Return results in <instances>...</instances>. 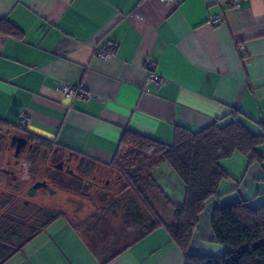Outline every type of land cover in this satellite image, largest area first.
I'll list each match as a JSON object with an SVG mask.
<instances>
[{"label":"crops","instance_id":"0c3cea01","mask_svg":"<svg viewBox=\"0 0 264 264\" xmlns=\"http://www.w3.org/2000/svg\"><path fill=\"white\" fill-rule=\"evenodd\" d=\"M214 14L222 23H209ZM109 40L117 48L102 60L95 50ZM147 59L165 83L148 80ZM61 82L93 97H64ZM232 110L253 133L264 131V0H240L238 8L218 0L168 6L159 0H0L2 137H34L103 171L125 129L170 143L177 125L197 130L215 120L226 123ZM21 112L30 117L24 130L18 128ZM236 154L221 161L230 176L220 183L219 197L204 204L192 254L219 259L229 250L213 240L214 208L239 200L264 204V162L247 164L241 154L234 161ZM151 175L170 201L182 202L184 186L167 164L153 167ZM146 196L169 223L172 206L161 194ZM92 226L61 214L1 264H184L163 227L144 234L134 229L132 240L100 255L87 240L101 239Z\"/></svg>","mask_w":264,"mask_h":264},{"label":"trees","instance_id":"16d2710c","mask_svg":"<svg viewBox=\"0 0 264 264\" xmlns=\"http://www.w3.org/2000/svg\"><path fill=\"white\" fill-rule=\"evenodd\" d=\"M225 1L218 0V3L223 4ZM238 115L236 110H232V118L228 122L221 123L220 120H215L197 130L177 125L170 143L130 129L124 130L112 164L120 148L131 147L153 155L155 166L167 164L184 186L181 203L170 201L159 189L165 201L173 208L172 219L169 223H164L148 198L141 191L134 189L148 218H144L142 211L136 208L125 216L127 229H141L140 233L144 234L155 228L163 227L180 249L184 264H264V204L253 207L244 200L217 206L212 212L213 240L229 247V250L219 259L205 254H192L188 249L204 204L212 197H219L220 183L230 176L221 165V161L238 153L247 158V164L264 162V152L259 149L260 146H264V131L253 133L238 118ZM29 139L36 140L31 136ZM40 142L44 146L51 147L45 141L40 140ZM78 165L82 176H90L89 172L95 170L94 164H89L82 158L78 160ZM3 166L0 164V170L5 168ZM17 179V174L8 178L1 176L0 184L16 188L14 183ZM75 179L82 182L81 176H75ZM30 190L28 188L26 191L30 192ZM5 192V189L0 192L4 193L3 197H6ZM12 202L5 199L1 205L3 208L8 207L12 205ZM60 215L61 213L42 206L33 213L35 224L20 218L1 216L0 264L13 251L20 249L30 237Z\"/></svg>","mask_w":264,"mask_h":264},{"label":"rangeland","instance_id":"374dc122","mask_svg":"<svg viewBox=\"0 0 264 264\" xmlns=\"http://www.w3.org/2000/svg\"><path fill=\"white\" fill-rule=\"evenodd\" d=\"M25 137L29 138L27 135ZM32 141L36 147L34 154L29 158L28 163H25V167L16 171L18 175V179L14 183L16 188L0 184V192L4 189L6 191V197H0V216L8 215L14 219L20 218L35 224L33 213L43 206L61 213L75 222H80L82 225L90 223L93 225L91 228L95 230V233L98 230L96 235L101 234L102 236H100L101 239L96 237V239L87 240L100 255L110 254L133 239L136 233L127 229L125 216L138 208L142 211L144 218H148L134 189L141 191L145 196L147 193H151L155 197L160 194V188L151 175V170L156 163L153 155L131 147L120 148L109 169L89 172L90 176H94V181H100L101 185L100 189L93 192L89 186H84L83 182L76 180L73 174L53 168L52 163L64 158V153L55 152L53 147H46L39 140ZM1 151L0 163H5L7 156L13 155V151L10 147ZM234 157L235 161L237 157L241 156L236 154ZM233 166L238 168L236 163ZM233 170L236 172L235 169ZM47 175L50 176L54 186L53 190L49 191L50 194L48 191L40 189L35 193V196L25 195V191L31 184L47 178ZM21 198L27 199L30 206L20 213L18 207ZM5 199L11 201L18 199V201H14L15 205L6 211V207L3 208L1 205ZM79 202H81L80 208L75 211ZM109 237L110 239H108Z\"/></svg>","mask_w":264,"mask_h":264},{"label":"flooded vegetation","instance_id":"af4514ba","mask_svg":"<svg viewBox=\"0 0 264 264\" xmlns=\"http://www.w3.org/2000/svg\"><path fill=\"white\" fill-rule=\"evenodd\" d=\"M13 136L6 138L0 136V150L10 147L13 150V153L15 151V146L18 143L17 139H13ZM21 137V136H17ZM25 139L24 145L20 148V151L17 155H12L8 156V159L5 163H0L3 164L5 167L3 170H0V177L8 178L10 176H13L16 174V171H20L23 167H25V163L27 162V159L29 157H32L35 151V145L34 142L31 141L28 137L22 136ZM54 169H59V170H65L67 173L72 174L73 176L77 177H82V182L84 183V186H89L93 192L96 190L100 189V181H94L93 177L94 176H82L79 172V165H78V158L74 155H66L64 158H60L58 161H55L52 163ZM51 175V173H49ZM47 175V178L37 180L35 183L31 184L30 192L25 191V195L27 196H32L34 195L38 190L44 189L48 191L53 190L54 186L51 182L50 176ZM27 188V189H28ZM54 192V191H53ZM52 192V193H53ZM18 201V199H17ZM30 206L28 204L27 199L21 198L19 200V211L20 213L24 211L26 207ZM1 217V216H0Z\"/></svg>","mask_w":264,"mask_h":264},{"label":"built area","instance_id":"2783aa9c","mask_svg":"<svg viewBox=\"0 0 264 264\" xmlns=\"http://www.w3.org/2000/svg\"><path fill=\"white\" fill-rule=\"evenodd\" d=\"M142 1L144 0H138V2H142ZM159 1L165 6H168L172 2H174V0H159ZM239 3L240 0H226L224 4L227 7L238 8ZM222 21H223V17L221 14H214L209 19V23L212 25H218L222 23ZM116 48H117L116 42H114L113 40H109L102 47L96 48L95 55L102 60H107L114 55ZM241 53L243 59L247 57L246 53H244L243 51H241ZM144 67L148 72V80L152 84L159 85L165 83L166 79L162 78L156 72L155 64L151 60L147 59L145 61ZM59 91L61 95L64 97L77 96L82 100H86L88 98L93 97L92 93L81 89L79 86L67 82L60 83ZM29 122H30V117L25 112H21L19 115L18 128L24 130L29 124Z\"/></svg>","mask_w":264,"mask_h":264},{"label":"water","instance_id":"95a60500","mask_svg":"<svg viewBox=\"0 0 264 264\" xmlns=\"http://www.w3.org/2000/svg\"><path fill=\"white\" fill-rule=\"evenodd\" d=\"M13 139H17L18 143L15 146V155H17L20 151V148L24 145L25 143V139L23 137H17V136H13Z\"/></svg>","mask_w":264,"mask_h":264}]
</instances>
